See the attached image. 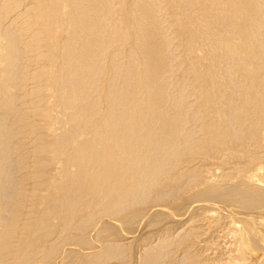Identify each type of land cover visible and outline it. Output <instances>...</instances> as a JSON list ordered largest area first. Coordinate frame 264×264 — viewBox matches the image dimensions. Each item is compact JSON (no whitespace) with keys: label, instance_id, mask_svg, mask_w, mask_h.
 I'll return each instance as SVG.
<instances>
[{"label":"bare ground","instance_id":"obj_1","mask_svg":"<svg viewBox=\"0 0 264 264\" xmlns=\"http://www.w3.org/2000/svg\"><path fill=\"white\" fill-rule=\"evenodd\" d=\"M0 264H264V0H0Z\"/></svg>","mask_w":264,"mask_h":264},{"label":"rangeland","instance_id":"obj_2","mask_svg":"<svg viewBox=\"0 0 264 264\" xmlns=\"http://www.w3.org/2000/svg\"><path fill=\"white\" fill-rule=\"evenodd\" d=\"M203 202H201V204H202ZM195 204H197V203H195ZM198 204H200V202H198ZM212 203H208L206 206H205V208L204 209H202L203 211H197V214H196V216L198 217L197 219H200L201 220V218H202V222L204 223V226H205V228L207 229L209 226H208V224H207V220L209 221V219H206L205 217H207V214L208 213H210V214H215V211L213 212V206L211 205ZM208 206V207H207ZM210 206V207H209ZM211 209L212 208V210L211 211H209V209ZM235 208H237V209H239V207H237V205L235 204V205H231V209H232V214H233V212L234 211H236L237 209H235ZM208 209V210H207ZM207 210V211H206ZM205 211V212H204ZM202 212V213H201ZM198 213H200V215L198 214ZM204 215H205V217H204ZM209 215V214H208ZM203 216V217H202ZM214 216H216V215H214ZM224 216H226L225 215V213H224ZM234 217V215L232 216V218ZM204 218V219H203ZM168 219V221L170 220V218H167ZM226 219H228V220H226ZM149 220V219H148ZM164 220V219H163ZM200 220H197V221H194V223L193 224H190V225H182V226H177V228H179V229H177V228H175L174 230H173V233L172 234H175L174 236H175V238H179L180 236H182L183 235V237H182V239L181 240H183V239H186V237L188 236V233H190L189 232V230H191V228H193V227H197V224H198V222L200 221ZM212 219H210V221H211ZM229 220H230V218L229 217H224V219H223V221H222V219H220V221H221V223H220V225H218V223L220 222H218L217 223V228H213V229H215V232H214V235L215 236H217V237H215V241L217 242V243H219L221 246L220 247H223V246H225V245H229V238H227V237H224L225 236V233H224V230L226 231V227H225V225L222 223V222H226V221H228L229 222ZM196 222V223H195ZM260 221H257L256 222V224L258 225V226H260L261 224L259 223ZM192 223V222H191ZM227 223V222H226ZM162 223H157L156 225H153V226H149L148 228H149V236L152 238V234H151V232L152 233H154L156 236H154L153 237V239H155V237H156V239H157V235L158 234H156V232L158 231V230H160L161 229V227L159 226V225H161ZM221 224L223 225V227H221L220 229H221V231L218 229L219 228V226H221ZM191 225H193V227H191ZM195 225V226H194ZM191 227V228H190ZM156 229L155 230V232H154V230H152V229ZM204 227H202V229H205ZM224 228V229H223ZM151 229V230H150ZM183 229V230H182ZM187 229V230H186ZM217 229L220 231H217ZM183 231V232H182ZM184 231H187V233L186 232H184ZM201 231H203V230H198V232H201ZM185 233V234H182V233ZM151 234V235H150ZM171 234V235H172ZM179 234V235H178ZM177 235V236H176ZM186 235V236H185ZM146 236H148V235H146ZM173 236V237H174ZM172 236H171V238H173ZM185 237V238H184ZM188 238V237H187ZM148 239H149V237H148ZM215 241H211L210 243L212 244V245H214V243H215ZM175 247V246H174ZM174 247L172 248V249H174ZM209 248V247H208ZM222 249H221V252L219 253V255L222 253ZM215 252L217 253V251L215 250ZM218 254V253H217ZM216 254V255H217ZM217 257H218V255H217ZM221 257H223V258H218V259H220L219 261L221 262V259H223L224 260V253H223V255L221 256Z\"/></svg>","mask_w":264,"mask_h":264}]
</instances>
